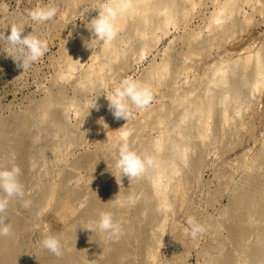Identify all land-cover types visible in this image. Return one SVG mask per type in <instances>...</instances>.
<instances>
[{
    "label": "rangeland",
    "instance_id": "rangeland-1",
    "mask_svg": "<svg viewBox=\"0 0 264 264\" xmlns=\"http://www.w3.org/2000/svg\"><path fill=\"white\" fill-rule=\"evenodd\" d=\"M226 1L228 0H194L187 22H182L176 14L175 17L174 14H167L172 21L165 32L143 29L140 33L136 32L138 35L132 30L123 33L118 28L113 39L117 40L111 42L121 54L132 48L133 44L137 46L140 42L138 39L142 36L143 39L151 38V45H155L150 52H128L127 71L114 76L113 70L109 68L110 57L103 55L102 51L107 46L106 43L93 44L92 49L85 46V42L92 38L86 25L98 15L95 9L101 0H53L58 9L57 14L44 23L32 21L28 13L41 3L47 4L49 0H0V31L7 36L10 35L13 24L24 25L22 35L33 31L48 41L46 53L24 71L19 62L9 56L12 53L7 43L0 42V167L16 164L17 155L13 150V142L22 132L30 134L31 148L39 142L41 144L46 137L44 135H48L46 138L49 139L52 137L53 147L55 146L49 153L51 157L42 159L30 153V171L23 176L21 170L19 179L25 194L23 199L13 200L8 210L19 215L22 220H29V227L23 225L18 229L17 241L7 246L11 258L6 259L5 264H39L38 256L44 254L57 259L58 256L41 246L40 241L46 230L62 237L63 253L71 252L87 235L98 232L94 223L96 220L85 215L90 207L91 191H103L124 183H127L125 186L132 185L134 182L148 187L152 196L162 190L167 194L165 205L155 200V208H162L159 210L162 212L161 220L164 218L166 221L162 229L155 227L158 239L156 252L149 260L146 256H140L142 263L209 264L219 248L241 260L234 245L228 241V232L223 227L226 218L223 211L229 204L231 190L243 185L248 164L264 153V79L263 84L253 88L254 90L250 85L246 86L247 89L245 87L244 95L234 111L226 109L232 98L227 88L234 72L232 67L238 59L259 54L264 62V0H235L236 11L232 16H227V12L222 11ZM128 13L127 16L124 15L128 22L143 19L147 21L142 12L137 11L133 15ZM217 16L221 20H214ZM231 24L236 27L227 32V28H232ZM222 26L227 28L223 29ZM219 27H222L221 34L218 32ZM216 28L215 33H219L221 37L215 38L214 42L209 41L208 46L201 45L203 40L209 37L213 39ZM107 68L109 69L105 70ZM95 72L100 73L98 80L92 79ZM153 72L164 75L163 81L149 79V74ZM221 75L226 81L224 86L220 83ZM127 77L148 83L153 90L151 104L144 109L133 108V115L128 122L114 117L105 97L120 80ZM223 88L226 90L221 92ZM206 91L215 95L217 108L224 109L228 120L215 128L214 118H209L210 130L205 138H200L202 141L197 137L195 139L196 142L199 141L200 150L189 145H184V148L179 142V132H182V128H197L199 123L196 115L185 119V112L193 103L190 100L203 97ZM95 98L98 108L88 112L85 102ZM53 99L61 101V112L70 126L62 128L61 134L49 132L50 120L46 122L48 118L44 117L47 103ZM160 109L168 111L169 115L160 117L157 114ZM89 115H92L91 120L87 118ZM119 129L129 133V142L136 151L150 155L156 161V166L150 168L140 179L129 180L114 168L115 161L108 148L119 140ZM164 139L167 144L179 142V148L186 150V159L169 157L171 154L168 153L170 151L166 143L163 144V152L159 147L157 151V141ZM165 148L168 152H164ZM199 155L203 156L199 169L201 171H196L195 174L189 164L198 159ZM171 160H175L176 167L184 169L171 175L168 167ZM184 176H188L185 192L181 197L175 198L172 195L174 184L177 183L175 181ZM131 185L126 188L129 189ZM135 191L134 197H124V201L128 198L124 203L129 206L128 212L141 201L142 192ZM51 192L53 196L50 195ZM39 193L44 195L45 206L34 201ZM70 193H75L76 197L68 200ZM25 202H28L27 206ZM57 205L61 208L68 206L69 221L60 220L55 212ZM124 216L115 215V219L120 221L122 218L123 223L128 214ZM189 217H194L205 228L195 239L186 231L189 228ZM23 227H26L27 233L22 230ZM239 263L242 264L241 261ZM78 264H90V261L83 260Z\"/></svg>",
    "mask_w": 264,
    "mask_h": 264
},
{
    "label": "bare ground",
    "instance_id": "bare-ground-1",
    "mask_svg": "<svg viewBox=\"0 0 264 264\" xmlns=\"http://www.w3.org/2000/svg\"><path fill=\"white\" fill-rule=\"evenodd\" d=\"M234 1L235 0L226 1L227 3L226 4L224 3L225 5H224V7H222L223 8L222 11L227 12V16L228 15L232 16L233 13L236 11V9L234 8L236 2L234 4ZM193 2H194V0H132L134 7L132 8V10L129 11L128 14L133 15V14H136L137 11L142 12V14H143L142 16L145 17V20H147V21H143L144 20L143 19L142 21H135V22L129 21L128 22L125 20L126 18L124 16H122L118 20L117 26L119 29L121 28L120 30H122L123 33H124V31L131 32V30L135 31V33H136L137 31L139 32L140 30H143V29L144 30L145 29L146 30L152 29L153 31L151 30V32H154V30H160L162 32H165L166 28L169 26V24H171V21H172V18L171 17L168 18L167 14H171V16L174 14L173 17H175L177 15V17L182 22H187L189 19L188 18L189 14H190V12H192L191 10H193ZM161 14L163 16H161ZM223 14H224V12H223ZM223 14H221V15H223ZM225 15H226V13H225ZM125 16H127V14ZM214 18H216V17H214ZM132 20H133V18H132ZM214 20L219 21V20H221V17L219 16L218 18H216ZM151 22H152V24H151ZM229 23H232V22H229ZM236 24L237 23H235V25ZM177 25H178V23H177ZM231 25H233V24H231ZM235 25H233L232 28L230 25H229L230 26L229 28L226 27L227 25L225 27H223V26L222 27H223V29L227 28V32H229L230 30L232 31V29L234 28ZM222 27H219V28L221 29ZM219 28H218V32H220V34H221L222 29L220 30ZM122 31H121V33H122ZM155 32H157V31H155ZM213 32H214L213 39L212 38L209 39L210 38L209 37V38H207V40H203L201 45L208 46L209 44L207 45V43L209 41L211 42L215 38L218 39L220 34L215 33V32H217V28H216V31H213ZM223 33L225 34L226 32H223ZM136 34H138V33H136ZM226 34H228V33H226ZM133 36H134V34H133ZM140 36H142V35L140 34ZM117 37H119V36H117ZM140 39H138L140 42H138L136 44L137 46H135V44H133L135 47L132 45V48H130L124 52L122 51L123 52L122 54L117 52V50L115 49V46L113 45V42L116 41L117 39L113 40V42H111V43H108V44L106 43V45H107V46L105 45L106 47L103 46L104 48H102V51L104 53L103 52L102 53H103V55L110 57L109 63H111V64H110L109 68H110V70L111 69L113 70L114 76L119 75V74L127 71L128 66H129L128 56L130 55L128 52H130L131 54H135L136 52L138 53L139 51H141L142 53H145V52H150L151 49H153L152 47H154L155 44L154 45L152 44L153 46L151 45V43H152L151 38H150V40L147 38L143 39V36H142V38H140ZM134 40H136V39H134ZM235 40H237V39H235ZM213 42L211 44H213ZM223 60H225V59H223ZM165 67H166V65H165ZM109 68H107L105 70H108ZM101 70H102V68H101ZM105 70L103 69V71H105ZM160 70H161V68H160ZM164 70H166V69H164ZM94 71H96V70H94ZM97 71L99 72V69ZM232 71H234V72L232 73L233 75L228 81L229 85L227 88V91L231 94L232 98L230 100L231 102L227 103L228 104L227 108L226 107L225 108L226 109L229 108V110L234 111V109L235 110L237 109L236 105L237 104L239 105L240 100H241L242 96L244 95L243 92L245 91V87L247 85L248 86L250 85L251 89H253V88L256 89L263 82V79H264L263 78L264 77L263 76L264 75V62L262 60L261 55H259V54L254 55L253 54V56H247V57L238 59L234 63V65L232 67ZM97 73H96L97 76L93 75L92 79H94V78L97 79L99 77L98 75L100 73L99 74H97ZM101 74H102V71H101ZM107 74L109 75V73H107ZM160 74L161 73H158V72L154 73L153 72L152 74H149L150 76H148V77H149V79H154L158 82H161V81H163L162 77H164V75L160 76ZM221 77H222V75H221ZM92 79H89V80L91 81ZM219 79H221L220 83L222 86L226 85V81H225L224 77L219 78ZM248 79H250V80H248ZM145 80H148V79H145ZM143 81H144V79H143ZM219 89H221V88H219ZM246 89H247V87H246ZM223 90H226V89L223 88L221 90V92ZM208 92H211V90ZM216 96L218 98V95H216ZM219 96H220V94H219ZM228 96H230V95L228 94ZM224 98H226V97H224ZM55 100L56 99L50 100L47 103V107H46L47 111H45L46 113L44 114V117L48 118L47 120L45 118L46 122H48L50 120V122H48L49 123L48 131L52 132V133H53V131L54 132L56 131V132H59V134H61L60 131H62V128L67 127L68 123H66L67 120L64 119L63 113L61 112V105L59 104V103H61V101L59 102V100L58 101L56 100L57 101L56 102ZM181 100H182V98H181ZM190 101H192L193 103H191V106L189 104L190 109L187 112H185L186 114H185L184 118L190 119V117L196 115L197 120L199 121L198 127L196 128L194 126L193 127L191 126V127L185 128L184 130L182 128V132H179V134H178L180 136V140L179 139L178 140H179V142H181L183 144L182 145L180 143V145H182L184 148H185V146L189 145V146L196 147V149H197V148H199V144H198L199 141L196 142V140H195L196 137H197V139L203 138L205 136V134L208 133V131L210 130L209 129L210 127H208V119L214 118V121H215L214 127L218 128V126L221 125V123L222 124H223V122L226 123V121L228 120V117L226 116L227 114L225 113V111L223 112L224 109L221 110V109L217 108L216 101H215V95L214 94L210 95V93H207V91L205 92L203 97L196 99V100H190ZM238 108H240V107H238ZM149 111H151V110H149ZM157 114L160 117H163V116L169 115V112L166 110L160 109L157 111ZM89 116L90 117H87V118L92 119V117H91L92 115H89ZM154 116H155V114H154ZM93 117H94L93 119H95L97 121L95 116H93ZM84 119H85V117H84ZM84 119H83V121H84ZM185 122H186V120H185ZM86 123L87 122H84V124H86ZM94 123H92V124H94ZM45 124H47V123H45ZM82 125H83V123H82ZM77 130H78V128H77ZM75 132H77V131H75ZM43 133H45V132H43ZM64 133L66 134V132H64ZM46 134H47V132H46ZM44 136L47 137L48 135H44ZM72 136H73V134H72ZM170 136H171V134H170ZM46 137H45V139L43 138L44 141L42 140L41 144H40V142L37 145L35 144L34 146H36V148H34V149H33L34 146L31 148L30 134L26 131L22 132L19 135V138L13 142V150L15 152V155H17L16 156V160H17L16 165H18L21 168L23 176H26V174H28V172L30 171V168L32 166L31 162L29 160L30 153L33 155H36L38 157H41L42 159H43V157L50 156V154H49L50 151L53 150L52 148L55 147V146L53 147L54 140L51 139L52 137L50 139L46 138ZM166 142H167V140H165V139H164V141H157V143H156L157 151L159 150L158 147L160 148V150H162L163 144H165ZM179 142L173 141V142H170L169 144H167L168 143L167 142L166 143L168 146L167 149L170 152H168L166 150V148L164 149V152L167 151L169 154H171V155H169V157L171 156V158H174V159L179 158V157L185 158L186 150L185 149L182 150V148H183L182 146H181L182 148H179L180 146H178V144H177ZM188 148H191V147H188ZM153 149H155V147H153ZM199 150H200V148H199ZM162 152H163V150H162ZM167 152H166V154H167ZM157 153L159 155V152H157ZM166 154H163V155L167 156ZM200 154H201V152H200ZM202 157H203L202 155H199L198 159L191 161V164H189L190 167L192 168V170L193 171L195 170V174L197 173L196 171H201L199 169L201 168V165H202ZM257 157L250 164H248L249 167H247L246 172L244 173L245 178H244L243 185L237 186L236 188L231 190V193L229 195V204H228L227 208L224 209L225 211H223V214H225V216H226V218L223 222V227L226 228V230L228 232V235H229L228 241L234 245L236 252L240 256L241 260H238L235 256L233 257V256L227 254L222 248H219V250L216 252V255L214 256V258L211 260V262L209 264H240L239 263L240 261L242 262V264H264V153L262 155H260L258 158ZM32 158H34V157L32 156ZM44 159H46V158H44ZM174 161H172V163L170 162L168 165L171 175H175L179 170L184 169V168L179 169L178 167H176ZM182 161H184V160H182ZM158 164L161 165V163H158ZM6 165L8 167L11 166V165L9 166V164H6ZM78 166H79V164H78ZM162 167H165V165H162ZM168 167H166V168H168ZM184 167H185V165H184ZM181 172H183V171H181ZM193 176H195V175H193ZM187 179H188V176H186V177L184 176V178L180 179L179 181H175L177 183H176V185L174 184V187H173L174 189L172 188L174 190V192H172L173 193L172 195L175 198L179 197L181 194H183V192H185L184 191L185 184H186L185 181ZM126 184L127 183H124V185L122 184V186L120 184V186L117 185L116 187L111 186L109 188H106L103 191L102 190H100V191H98V190L91 191L90 190L91 191V193L89 194V196H90L89 199L91 200L90 201V207L85 211V215L87 217L93 218L94 220L98 219L99 213L101 211H112V212H114V215L119 216V217H123L125 214H128V218L125 219V221L123 223H122V221H123L122 218L120 221L117 220L122 225V228H123V234L120 236L119 239H116L112 242H109V240L105 239L104 236L101 235L99 232H97L95 234H91L90 236L87 235L83 241L76 244V248L73 247V250L71 252L63 253L61 256H58L57 259H51V256L47 255V254L39 255L38 256L39 264H78L79 262H81L83 260H89L90 264H147V262L142 263L143 260H141L140 256H146L148 260L151 257H154V251L156 252L155 247L158 246L157 245L158 239H157V233H156L157 231L155 230V227H158L160 229L162 227V225L164 224V222H166L164 218L161 220V213L162 212L160 213L159 210H162V208L160 206L165 205L164 203H165V201H167L166 200L167 194L165 193V191L162 190L159 192L157 191L158 193H156V194H154V196H152V194H150L151 193L150 189L146 186H140V183H138V182H136V183L134 182V183H132V185L129 184L132 186V187L130 186L129 189L126 188L129 186V185L125 186ZM135 190H140L142 192V198L140 197L141 201H140V203H138V206L135 208L132 207L134 209H132L131 211L129 210V212H128L129 206L124 205L123 207H114L113 204L111 202H109L112 199L113 200L120 199V200L124 201V197L126 198V196H129V195H130L129 198L132 196L134 197L135 195H133V194H134ZM40 193L37 196H35L34 201L40 206H42V205L45 206V204H43L44 195L43 194L40 195ZM135 194H136V191H135ZM50 195H52V192ZM75 197H76L75 193H70L67 198H68V200H70V199L75 198ZM50 199L51 198L49 197V200ZM127 200H128V198H127ZM127 200L125 199L124 202L126 203ZM155 200L161 202L162 205L159 206V208H161V209L155 208V202H156ZM68 209L69 208L67 205L64 208L63 207L61 208L60 206L57 205V207L55 208L56 214L60 216V220H62L63 222H67L70 220V216L68 215V214H70V211ZM5 216L7 218V221L9 223H11L13 230H12L11 235H9L7 237H0V264H5L6 259L11 258V255L7 250V246L9 247L11 244H13L17 241V239H18L17 236L19 233L18 229L23 225H27L28 221H29V220H22L19 217V215L15 214L9 210H7ZM23 217H24V215H23ZM22 230L25 232L27 229H26V227H23ZM73 232H75V231H73ZM25 233H27V232H25ZM12 251H14V250H12ZM14 253H15V251H14Z\"/></svg>",
    "mask_w": 264,
    "mask_h": 264
},
{
    "label": "clouds",
    "instance_id": "clouds-1",
    "mask_svg": "<svg viewBox=\"0 0 264 264\" xmlns=\"http://www.w3.org/2000/svg\"><path fill=\"white\" fill-rule=\"evenodd\" d=\"M133 7L132 0H101L95 9L98 15L86 25L92 38L85 42V46L92 49L93 44L110 43L117 35L118 20ZM57 11L53 0H49L47 4L41 3L30 10L28 15L32 21L44 23L54 18ZM23 32L24 25L13 24L10 27V35L6 36L0 31V42L7 43L12 53L9 56L19 62L24 71L46 53L48 41L33 31L27 35H22ZM105 97L114 117L128 122L133 115V108L144 109L151 104L153 90L150 84L127 77L120 80ZM97 98L85 102L88 112L90 109L97 108ZM101 120L103 121V118ZM121 129L118 130L119 140L108 148L115 161L114 168L121 176H126L129 180L140 178L150 168L156 166V161L154 157L136 151L129 142V133ZM20 176L21 168L15 163L10 167H0V237L12 234V225L7 221L5 214L13 200L24 197V186L19 179ZM109 202L114 207H123L125 203L120 199H112ZM27 203L25 202V206ZM94 223L96 230L109 240L119 239L123 234L122 225L115 219L112 211H101ZM187 224L189 228L186 231L194 239L205 231L204 226L194 217H189ZM40 243L44 249L56 256L63 254L64 244L61 236L46 230Z\"/></svg>",
    "mask_w": 264,
    "mask_h": 264
}]
</instances>
